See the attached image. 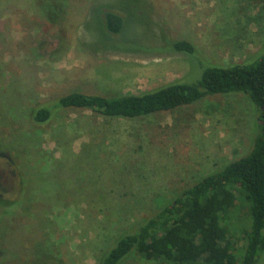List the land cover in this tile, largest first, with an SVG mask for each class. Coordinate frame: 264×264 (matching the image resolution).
Here are the masks:
<instances>
[{"label": "rangeland", "instance_id": "obj_1", "mask_svg": "<svg viewBox=\"0 0 264 264\" xmlns=\"http://www.w3.org/2000/svg\"><path fill=\"white\" fill-rule=\"evenodd\" d=\"M104 8L123 15L119 35L102 28ZM166 38L208 62L243 60L264 43V0H0V183L6 197L26 187L24 206L0 209V264H98L158 201L249 150L259 111L243 91L133 118L66 108L29 123L31 107L72 90L139 93L195 77ZM227 223L247 227L245 210Z\"/></svg>", "mask_w": 264, "mask_h": 264}, {"label": "trees", "instance_id": "obj_2", "mask_svg": "<svg viewBox=\"0 0 264 264\" xmlns=\"http://www.w3.org/2000/svg\"><path fill=\"white\" fill-rule=\"evenodd\" d=\"M99 13L105 32L116 36L125 29L124 17L116 9L104 8ZM165 42L164 48L188 56L189 71L197 66L195 79L180 77L139 93L105 95L72 90L35 104L27 111V119L32 126H44L66 108L133 118L173 110L208 95L245 92L259 111L249 150L158 201L149 215L122 230L97 261L123 264L136 255L161 264H258L264 252V43L243 60L220 64L204 60L187 39L166 38ZM9 187L0 183V209L19 210L25 180L15 194L6 197ZM236 206L245 210L249 221L239 231L227 223Z\"/></svg>", "mask_w": 264, "mask_h": 264}]
</instances>
